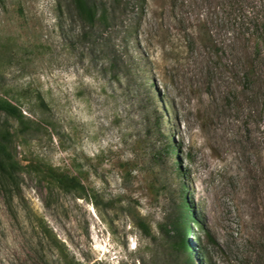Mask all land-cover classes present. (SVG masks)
I'll list each match as a JSON object with an SVG mask.
<instances>
[{"label": "rangeland", "instance_id": "1", "mask_svg": "<svg viewBox=\"0 0 264 264\" xmlns=\"http://www.w3.org/2000/svg\"><path fill=\"white\" fill-rule=\"evenodd\" d=\"M181 1L97 41L58 0H0V97L21 115L0 111V138L22 163L0 172V264H264V0Z\"/></svg>", "mask_w": 264, "mask_h": 264}, {"label": "trees", "instance_id": "2", "mask_svg": "<svg viewBox=\"0 0 264 264\" xmlns=\"http://www.w3.org/2000/svg\"><path fill=\"white\" fill-rule=\"evenodd\" d=\"M163 2H168L173 9L183 6L184 3L181 0H162ZM58 13L63 16L66 12H71L77 18L78 22L82 25L84 37H88L90 40L95 38L98 40L102 39L103 36L112 34H122L124 35L123 40L128 41L132 38L136 29L143 27L145 18L148 15V12L152 9L149 5V0H58ZM234 2H232L233 4ZM197 29V27H196ZM188 33V32H187ZM204 35V38L202 35ZM188 36L192 38V42H207L208 39L205 36V33L202 31V28L198 26V31L193 35L188 33ZM125 50L130 52V46L128 43H125ZM109 70L117 71L122 68V65L117 57H113L109 60ZM120 73H115L119 76ZM146 94V93H145ZM152 99V96L147 93ZM152 105H155V101L152 102ZM0 111H3L11 116L20 118L21 115L16 110V107L5 100L3 97H0ZM156 119L154 120V125L156 128H161L162 126V116L158 111H154ZM152 128H148L146 135L151 137L153 135ZM6 141L3 138H0V172L4 177L11 181H15L18 170L21 162H17L12 157L9 149L4 142ZM165 142V141H163ZM170 145L166 144L164 148V153L166 156L172 154ZM162 155V154H161ZM155 158L161 159L160 154L155 152ZM124 173L127 176L133 174L132 163L128 161V164L124 166ZM53 170H48L47 175L52 177L56 182L61 184L65 189L74 188L79 190L84 188L82 185V179L76 176H63L56 174ZM185 187L181 190V198L178 206L180 207V216L178 220H187L189 207L187 206L185 198ZM185 239V235L182 236V239ZM183 245V244H182ZM188 249H180L179 260L181 264H193L192 260L188 257Z\"/></svg>", "mask_w": 264, "mask_h": 264}]
</instances>
